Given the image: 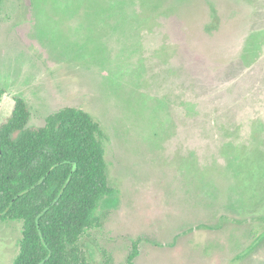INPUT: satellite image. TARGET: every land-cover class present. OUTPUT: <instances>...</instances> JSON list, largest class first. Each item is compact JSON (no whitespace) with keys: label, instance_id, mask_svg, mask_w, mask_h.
Listing matches in <instances>:
<instances>
[{"label":"rangeland","instance_id":"rangeland-1","mask_svg":"<svg viewBox=\"0 0 264 264\" xmlns=\"http://www.w3.org/2000/svg\"><path fill=\"white\" fill-rule=\"evenodd\" d=\"M0 122L81 108L112 193L91 264H264V0H1ZM23 222L0 219V264Z\"/></svg>","mask_w":264,"mask_h":264},{"label":"trees","instance_id":"trees-1","mask_svg":"<svg viewBox=\"0 0 264 264\" xmlns=\"http://www.w3.org/2000/svg\"><path fill=\"white\" fill-rule=\"evenodd\" d=\"M5 93L0 88V104ZM30 116L26 99L14 96L12 112L0 122V219L24 225L13 264H91L80 240L113 192L104 131L81 108L66 106L43 126H28ZM139 254L135 241L126 264Z\"/></svg>","mask_w":264,"mask_h":264}]
</instances>
